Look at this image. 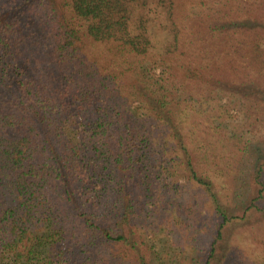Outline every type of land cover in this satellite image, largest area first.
Wrapping results in <instances>:
<instances>
[{"label": "trees", "instance_id": "obj_1", "mask_svg": "<svg viewBox=\"0 0 264 264\" xmlns=\"http://www.w3.org/2000/svg\"><path fill=\"white\" fill-rule=\"evenodd\" d=\"M168 234L264 264V0H0V264H164Z\"/></svg>", "mask_w": 264, "mask_h": 264}, {"label": "rangeland", "instance_id": "obj_2", "mask_svg": "<svg viewBox=\"0 0 264 264\" xmlns=\"http://www.w3.org/2000/svg\"><path fill=\"white\" fill-rule=\"evenodd\" d=\"M174 237L173 235H166L164 238H159L158 240H155V246L159 249V254L164 257V264H171L170 261L174 260V257L176 256L175 253H180L177 251L178 247H176V243H174ZM165 246V247H164ZM173 259V260H172Z\"/></svg>", "mask_w": 264, "mask_h": 264}]
</instances>
